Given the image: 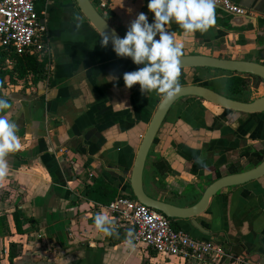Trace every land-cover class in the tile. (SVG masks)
I'll use <instances>...</instances> for the list:
<instances>
[{
  "label": "crops",
  "instance_id": "crops-1",
  "mask_svg": "<svg viewBox=\"0 0 264 264\" xmlns=\"http://www.w3.org/2000/svg\"><path fill=\"white\" fill-rule=\"evenodd\" d=\"M107 1L108 9L100 13L123 36L140 12L152 22L148 0ZM231 1L257 20L258 30L232 29L230 16L221 10H215L214 22L204 32L184 35L170 23L166 30L183 43L182 55L264 64V0ZM36 9L50 38L49 78L44 76L47 62H39L45 66L42 81L35 85L31 79L26 87L14 73L19 57L0 47V57L5 52L0 68L9 73L0 81V95L11 105L0 115L18 125L21 145L6 155L7 172L0 176V264H191L125 244L133 228L89 197L93 190L106 199L131 193L137 153L163 97L155 91L142 94L138 84L125 86L123 74L142 65L117 56L110 43L102 47L101 35L76 0L40 1ZM188 73L197 76V84L217 86L228 97L223 80L240 76L249 87L236 100L253 102L264 96V82L251 75ZM178 81L185 85L183 70ZM258 151L264 152V113H238L197 98L181 99L149 154L145 191L177 207L195 206L217 179L257 166L245 153ZM16 211L25 221L20 231L13 219ZM98 213L112 221V235L95 227ZM196 220L202 230L191 220L170 219L175 229L216 243L230 259L264 263V177L224 189Z\"/></svg>",
  "mask_w": 264,
  "mask_h": 264
},
{
  "label": "clouds",
  "instance_id": "clouds-1",
  "mask_svg": "<svg viewBox=\"0 0 264 264\" xmlns=\"http://www.w3.org/2000/svg\"><path fill=\"white\" fill-rule=\"evenodd\" d=\"M215 0H148L147 8L153 14L152 22L144 12L137 14L126 34L121 38L111 37L101 30L100 45L107 47L111 39L113 51L119 57H130L136 65H142L123 74L124 84L132 88L138 84L142 94L155 91L164 99L172 98L180 88L179 65L183 43L176 34L167 31V25L177 24L184 35L196 31L204 32L214 22ZM158 36V39L156 37ZM11 107L7 98L0 95V111ZM18 125L0 115V176L7 172L8 153L18 150L21 145L17 135ZM95 227L106 235H112V221L98 213ZM133 231L128 230L125 244L131 246Z\"/></svg>",
  "mask_w": 264,
  "mask_h": 264
},
{
  "label": "built area",
  "instance_id": "built-area-1",
  "mask_svg": "<svg viewBox=\"0 0 264 264\" xmlns=\"http://www.w3.org/2000/svg\"><path fill=\"white\" fill-rule=\"evenodd\" d=\"M45 0H0V47L16 57H35L47 62L44 73L49 78L51 47L48 30L40 22L36 5ZM102 12L107 0H90ZM216 7L235 15L248 12L231 0H215ZM8 63L11 60L8 59ZM64 150H61L63 152ZM97 206V205H95ZM101 207V206H97ZM133 228L132 244L152 249L167 257H177L191 264H247L240 258L230 259L224 249L211 241H199L182 229H175L169 218L141 204L134 197L119 196L102 210Z\"/></svg>",
  "mask_w": 264,
  "mask_h": 264
},
{
  "label": "water",
  "instance_id": "water-1",
  "mask_svg": "<svg viewBox=\"0 0 264 264\" xmlns=\"http://www.w3.org/2000/svg\"><path fill=\"white\" fill-rule=\"evenodd\" d=\"M76 2L83 15L89 20L100 35L101 30H105L110 37L112 35L121 38L123 37L121 33L107 22L90 0H76ZM215 10L221 9L215 6ZM225 13L231 18L229 24L232 29H245L246 32H256L258 30L257 20L255 18L248 15ZM109 43L111 44V39ZM261 58L264 59L263 54H261ZM186 69H212L228 73L251 75L264 82V64L249 60L225 59L206 55H182L179 70ZM185 98H197L214 106L238 113L260 114L264 113V96L253 102H243L232 99L206 85L189 84L180 86L179 91L172 98H163L158 104L157 110L147 128L137 153L130 178L131 193L141 204L162 213L167 218L191 220V223L195 228L202 230L196 218L206 212L210 200L224 189L242 186L263 178L264 160L250 170L217 179L205 190L204 195L198 204L189 208L177 207L149 196L144 188L145 168L149 154L170 110L178 101Z\"/></svg>",
  "mask_w": 264,
  "mask_h": 264
},
{
  "label": "trees",
  "instance_id": "trees-1",
  "mask_svg": "<svg viewBox=\"0 0 264 264\" xmlns=\"http://www.w3.org/2000/svg\"><path fill=\"white\" fill-rule=\"evenodd\" d=\"M3 53H4V55H1V57H0V67L3 64V61L5 60V52L3 51ZM16 62L17 63L15 66V72L14 73H17V81H23L24 83H27V84H25L26 87L28 86V83L31 79L35 85L42 81L41 76L44 72V67H45L44 63L41 64V63H39V61L35 57L27 56V55L23 56L22 58L17 59ZM195 70H197V71L198 70H211V71H215L217 73H226V74H230V75L232 74V73L223 72V71H219V70H212V69H194V71ZM191 71H192V69L183 70V82L185 85L194 84V83L197 84L199 81L197 76H194V75H191L190 73H188ZM7 74H9L7 71L4 72L0 68V81ZM252 77L257 78L255 76H252ZM208 78H210V75H208ZM257 79H259V78H257ZM14 82H15V80H14ZM206 86H208V85H206ZM223 87H225V91L229 95L230 98L236 99V97L244 94L248 90L249 82L240 76H234L233 75V76L223 80ZM211 88L218 90L217 86H213ZM245 155L250 158L251 162L254 165H258L264 160V152H262V151H258L255 153L246 152ZM162 166H164V164ZM166 169H169V167L167 166ZM123 196L124 197H127V196L133 197L132 193L127 194V195H123ZM89 197L92 200H94L95 202L101 203V204L107 205V206L115 199V195L112 196L111 198L106 199L105 195L101 194L100 192H97V190H93L91 192L89 191ZM22 217H23V213L21 211H16L13 214V219H14L17 231H20L21 227L25 223L24 220H21ZM10 252H11L10 258L13 259L16 256L14 245L11 246Z\"/></svg>",
  "mask_w": 264,
  "mask_h": 264
},
{
  "label": "rangeland",
  "instance_id": "rangeland-1",
  "mask_svg": "<svg viewBox=\"0 0 264 264\" xmlns=\"http://www.w3.org/2000/svg\"><path fill=\"white\" fill-rule=\"evenodd\" d=\"M213 73V72H212Z\"/></svg>",
  "mask_w": 264,
  "mask_h": 264
}]
</instances>
